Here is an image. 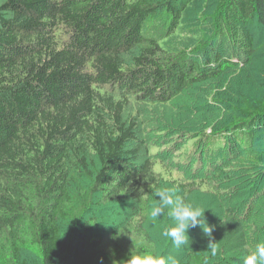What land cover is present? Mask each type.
<instances>
[{"label":"trees","instance_id":"1","mask_svg":"<svg viewBox=\"0 0 264 264\" xmlns=\"http://www.w3.org/2000/svg\"><path fill=\"white\" fill-rule=\"evenodd\" d=\"M253 23L264 28V0H0V264L74 261L73 242L99 232L107 213L129 211L108 236H92L120 264L144 252L243 264L264 242V153L240 162L264 95L231 97L232 120L206 114L185 137L162 140L157 126L197 86L222 104L210 82L252 63ZM165 186L200 199L221 227L210 222L211 237L190 229L196 242L175 254L161 235L167 213L160 230L148 221L153 189Z\"/></svg>","mask_w":264,"mask_h":264},{"label":"rangeland","instance_id":"2","mask_svg":"<svg viewBox=\"0 0 264 264\" xmlns=\"http://www.w3.org/2000/svg\"><path fill=\"white\" fill-rule=\"evenodd\" d=\"M200 5L205 6L206 4L203 2ZM190 13L194 16L201 17L203 16L202 14L204 11L201 9H193ZM194 25L195 24L193 22H189L186 29H191ZM251 28L253 29L255 36L256 52L249 67H234L226 73V76L223 77L222 80L218 83L215 82L217 85L214 81L210 82L211 85L214 86L213 90L214 94H216V98L214 99L219 100L222 104L219 107L218 105H212L214 100L211 101V104L207 103V100L204 99L206 96L203 92L204 86L195 87L193 90L189 91V93H186L185 100H180L177 104L173 105L172 109L169 108L170 111H168V114L164 116L165 119H162L163 122H167L168 124L161 123L157 126L158 128L166 131L167 136L162 137V140H167L173 137L176 131H179L178 134L184 137L188 135L187 133L197 131L200 127L198 123L195 122H198L199 118H204L206 114L211 115V120H209L210 123H213L215 119H217L215 122L232 120V118L237 115V110L235 107L236 104H232V100L230 98H234L239 93H246L248 96L264 95V28L256 23H253ZM222 48L225 53L229 51V45L227 44H225V46L223 45ZM218 84L222 87H219ZM215 86H218V88ZM217 93L221 94V97ZM154 126H156V124ZM254 132L255 138L252 150L244 154L240 159V162L243 165L255 164L256 160L259 159V155L264 153V121L260 122ZM258 192L259 193L257 195L262 198V209H260L258 213L260 211L264 213V185L258 190ZM195 199L197 201V205H200L201 200L197 197ZM130 214V211L124 213L122 216H117L116 214L110 215L107 213L106 216L99 219L97 223L95 230L99 232L92 231V236L96 235V238H98V236H108L109 233H111L110 230L113 229L111 224H122L127 222ZM208 216H210L209 219L206 217L208 223L212 222L213 224L221 227V223H218L220 217L210 213ZM148 221L152 229L160 230V226L163 224V217L158 218L156 223L150 222L149 219ZM92 236L91 234H88L84 240L73 242L75 246H71V252L69 254L77 252L79 255L75 257L74 261H66L64 264H120L117 260L110 258L109 254L106 252L107 249L103 248L102 244H95ZM195 239V237L190 238L191 242L188 246H183L181 248L174 247L173 252L177 254L184 249H188ZM236 243L237 241L233 240L230 246L232 247ZM232 249L233 248H231L230 252ZM219 261L221 263V260Z\"/></svg>","mask_w":264,"mask_h":264},{"label":"clouds","instance_id":"3","mask_svg":"<svg viewBox=\"0 0 264 264\" xmlns=\"http://www.w3.org/2000/svg\"><path fill=\"white\" fill-rule=\"evenodd\" d=\"M156 202L150 207L148 219L156 223L158 218L167 213L171 223L162 231L161 235L174 247L181 248L190 243L189 230L200 227L207 237L212 236L214 225L207 222L205 209L199 205L187 201L179 194L174 186H165L153 189ZM208 247L214 256L217 248L213 242ZM126 264H179L171 257L155 252L135 253L128 256ZM243 264H264V242L257 243L254 251L243 257Z\"/></svg>","mask_w":264,"mask_h":264}]
</instances>
